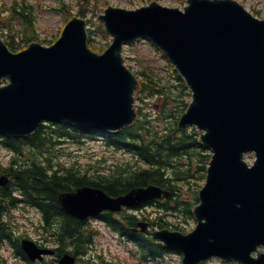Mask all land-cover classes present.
Instances as JSON below:
<instances>
[{
	"label": "water",
	"instance_id": "obj_1",
	"mask_svg": "<svg viewBox=\"0 0 264 264\" xmlns=\"http://www.w3.org/2000/svg\"><path fill=\"white\" fill-rule=\"evenodd\" d=\"M187 2L183 11L156 2L134 10L108 7L99 18L113 41L100 54L88 48L77 18L47 47L31 43L13 53L0 39V79L9 80L0 87V132L25 135L43 119L100 129L131 123L136 81L123 66L120 49L148 38L191 89L179 126L195 125L212 153L193 210L196 227L188 234L161 229L152 235L179 250L182 264L212 256L264 264V252H257L264 248V21L233 0ZM244 156L255 158L253 164ZM162 192L148 185L112 198L82 187L59 194L58 201L84 217ZM22 244L31 258L42 252L28 240ZM70 257L64 264H71Z\"/></svg>",
	"mask_w": 264,
	"mask_h": 264
},
{
	"label": "trees",
	"instance_id": "obj_2",
	"mask_svg": "<svg viewBox=\"0 0 264 264\" xmlns=\"http://www.w3.org/2000/svg\"><path fill=\"white\" fill-rule=\"evenodd\" d=\"M29 10L27 5L17 0L0 5V30L9 35L6 41L11 50L18 48L12 40L22 34L25 36V32L33 27V19ZM26 34L29 35L28 32ZM31 34L36 36L34 31ZM18 39L19 41L24 40L22 37ZM172 72L176 74V71L172 70ZM153 77V75L146 74L145 81L142 82L145 94L158 95L162 97V101L167 102L180 94V97L184 96V99L180 101L179 113L183 111L186 105L185 96L188 93L181 77L177 75L179 86L174 89L160 78ZM177 120L178 112L176 115L172 114L165 129H160L161 125L152 128L149 118L143 113L132 125L119 131L100 132L94 129L83 131L82 128L62 122L55 123L54 127L42 124L26 137H4L3 143L16 153V157L11 160L8 167L3 169L10 177V182L9 185L0 187V243L4 238L11 239L12 225L9 220L5 219V214L8 215L11 212V207L17 204L18 200H23L22 202L40 208L46 222L58 221L60 223L59 252L64 247L63 240L65 239H68L77 250H81L83 242L89 237L84 222L62 210L58 203V195L70 190L71 187L83 185L100 187L110 195L117 196L134 187L156 184L172 191L170 199L157 201L159 208L162 210H180L181 208L184 214L192 216L193 203L197 200L195 190L198 182L204 178L209 152L200 142L196 129L190 127L179 130ZM82 134L88 137L101 135L106 146H112L131 155L134 159L129 165L130 173H127L125 177L108 182L106 179L92 181L72 170L62 172L54 170L52 161L57 156L56 146L59 140L61 138L79 139ZM24 150L27 151L25 155ZM181 184L190 186L191 196L180 205ZM105 218L120 233L132 239L143 253L153 257L166 251L148 231H132L139 221L137 215L123 214L116 220L109 215ZM166 223L161 216L151 221L153 226L159 227L165 226ZM0 264H4L1 255Z\"/></svg>",
	"mask_w": 264,
	"mask_h": 264
},
{
	"label": "rangeland",
	"instance_id": "obj_3",
	"mask_svg": "<svg viewBox=\"0 0 264 264\" xmlns=\"http://www.w3.org/2000/svg\"><path fill=\"white\" fill-rule=\"evenodd\" d=\"M37 7V13L39 15V25L41 27L40 31L42 35H48L49 37H54V35L58 32V29L63 24V18L61 14L56 11L53 7L55 6V0H31ZM72 1L73 3L76 0H66ZM132 1V2H131ZM140 0H108L110 5L113 6H125V7H136L139 6ZM247 6L261 9V15L264 16V0H243ZM164 4L167 5H177L180 6V0H164ZM59 6H62L59 4ZM105 7V6H104ZM102 10V9H101ZM101 12V11H100ZM99 13V12H98ZM90 26L93 29H97V21L93 20L90 23ZM97 39L100 42H104V38L101 37L100 34L97 35ZM137 47H140L141 53L144 56L142 60L144 63H148V65L153 62L158 63L159 56L153 53V47L146 42L145 40H138ZM129 52H132V49H129ZM148 55L149 58L145 55ZM140 56V57H141ZM128 62H132L133 65L138 66V61L131 58ZM127 62V63H128ZM65 151L66 156H60L57 159L58 165H62L63 167L68 165V162L77 163L78 167L83 170L87 167H94L96 165L110 167L111 164L115 163V161L125 160L128 157V154L121 153L120 151H114L111 148H106L99 141L95 140H86L83 144H75L70 141H66L63 143L62 148ZM10 157V153L3 147H0V161L2 163H7L8 158ZM95 168V167H94ZM183 190V189H182ZM184 190L182 192V198H186L187 193ZM147 212H151L152 216L156 214L154 207H148L146 209ZM15 214L20 219L19 222H22L20 229L28 231L32 236H35V227L39 221V218L36 214V211L30 209L27 213H22L20 210L15 211ZM170 221L178 222V225H185L186 228H191L194 226L195 222L193 218L187 217V215L182 213L170 214L167 216ZM95 223V222H94ZM95 226L101 231V235L96 238L97 247L99 248V252L103 255L105 259H111L113 264H175L178 263L180 257L177 253H165L162 259L157 261H149L148 263H139L140 253L136 249V246L124 241L119 242V239L115 237V235L110 232L109 229L105 228L101 222H96ZM10 251V250H9ZM13 254V253H12ZM11 254L10 261L11 264H28L26 261L22 259H16ZM212 264H218V261L212 260Z\"/></svg>",
	"mask_w": 264,
	"mask_h": 264
}]
</instances>
